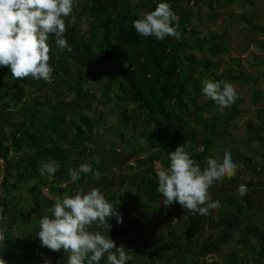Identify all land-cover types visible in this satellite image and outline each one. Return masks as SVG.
<instances>
[{"label":"trees","instance_id":"trees-1","mask_svg":"<svg viewBox=\"0 0 264 264\" xmlns=\"http://www.w3.org/2000/svg\"><path fill=\"white\" fill-rule=\"evenodd\" d=\"M144 1L149 2V12L154 11L159 3L170 4L180 17V40L166 37L160 41L154 36L144 38L136 33L132 22L140 17L134 10L146 8ZM226 1L230 4L234 2ZM140 2L80 0V13L73 21L70 22V18L66 21L65 38L72 51L60 50L51 35L47 41L51 49L49 62L54 68L52 83L32 78L14 80L9 68L0 66V70H5L3 73L0 71V114L11 122L6 127L0 124V185L3 181L6 189L0 204L15 212L14 223L6 229L4 245L1 246V256L7 264H31L34 251L30 249L23 258L20 257L22 241L14 232L19 222L14 201L19 203L23 212L25 210L21 198L14 195V191L24 190L32 207L49 211L55 199L44 197L45 192H49L51 197L59 196L68 190H76L77 186H90L97 180H107L105 174L112 171L110 161L97 157L100 152L87 145L93 129L101 123L99 118L88 115L100 102L97 93L89 89L91 83H102L104 91L101 100L109 101L112 90L117 106H124L119 113L118 126L125 132L119 138L126 140L125 135L134 126L140 130L137 136L146 138L147 148L140 147V150L151 153L139 167V172L128 176L126 190L113 192L111 197L107 195L108 202L120 213L123 223H117L115 217L110 218V230L104 228L106 236L120 231L125 220L135 211L163 216L160 207L163 197L156 190L158 177L154 165L159 162L167 168L168 154L178 146L186 143V151L191 158L199 163L202 161V167L206 168L209 158L204 156L210 153V141H215L218 134V118L215 116L219 115L220 107L211 99L196 104L199 97H204L201 93L202 81H236L240 75H236L233 68L221 75L214 74L210 60L195 64L193 56L184 55L191 46L202 49L206 44L198 33H187L193 13L182 6L186 0ZM82 17L88 19L89 30L84 32L78 29ZM211 36L209 51L216 56L224 52V46L221 37ZM260 45L264 46V42ZM185 63L192 65L182 68ZM190 85H193L192 89ZM44 92L45 97L40 100L35 98ZM72 94V99L68 100ZM239 103L236 99L228 108L234 109L236 116L239 115ZM131 104L134 109L129 111L127 107ZM209 109L214 111L215 116L205 118ZM189 119L202 127L203 134L191 132ZM207 122L210 130L205 126ZM254 126L252 122L247 123L245 138L248 145L264 143V123H259L257 128ZM133 138L137 139L135 134ZM188 139L191 141L187 142ZM109 152L113 158H121L114 149ZM232 159L238 165V175L246 174L241 170L242 165L252 174L257 172L254 160L246 155L237 154ZM51 161L57 162L59 170L53 176H41L38 169ZM82 163L91 164L93 172L98 171L100 175L102 172L103 176L97 179L93 172L81 173L76 182L70 181L64 187L56 186V183L70 178L68 168L77 169ZM218 182L209 189L211 195ZM221 182L223 185L226 183L225 180ZM227 182L226 186L237 184L236 179ZM24 184L28 185L27 188L22 187ZM252 189L243 196H237L234 191L219 196L214 201H219L220 206L210 210L209 215L190 214L184 219L181 232L169 230L163 246L157 243L151 247L150 264H158L155 262L156 255L164 260L169 253L174 256V264H196L206 254L219 253L227 248L234 249L228 254L229 264H264V226L254 223V217L258 216L252 215L259 210L260 197L257 194L253 197L251 194L256 190ZM222 204L236 211L220 214ZM44 215L47 213L41 212L36 218L39 220ZM27 222L25 219L24 224ZM240 252L246 260L242 259Z\"/></svg>","mask_w":264,"mask_h":264},{"label":"rangeland","instance_id":"rangeland-1","mask_svg":"<svg viewBox=\"0 0 264 264\" xmlns=\"http://www.w3.org/2000/svg\"><path fill=\"white\" fill-rule=\"evenodd\" d=\"M121 1L123 2L124 0ZM130 3L136 4L141 2L140 0H130ZM144 3H146V8L134 10V13L140 18L150 10L149 2L144 1ZM182 6L193 13L190 23L187 26V33L189 34L194 31L198 33L199 38L204 39L206 42L202 49L198 46H191L185 51L184 55L193 56L195 58V64L204 60H210L213 64L212 70L214 74L221 75L227 69L233 68L236 71V75H240V79L236 81L227 80V82H230L234 86L238 93L237 99L240 103L237 109L239 115L236 116L235 110L228 108H220L219 115L216 114V116L215 113L213 114L214 111L209 109V115H204L205 118L210 115L211 117L215 116L218 118V134L215 141H210L211 146L208 147L210 148L211 155L208 153L204 157H213L214 159L218 157L221 158L218 160H222L226 151L231 153L232 158H235L237 154H244L254 160V167L257 168V172L252 174L246 171V167L242 165L240 166L241 170L246 173V175L242 174L241 176L238 175L237 167L236 174L233 177L222 179L226 182L224 185L221 182L222 180L218 182V185L215 186L214 193L211 195V199L214 201L219 196L233 193V191L237 196H240L238 195V188L242 184L247 186L248 192H251V190H253L252 188H254L256 193H252L251 195L254 197L257 194L260 197L258 198L260 200V205L257 208L259 210H256L257 212H252L253 217L258 216L256 218L254 217V223L264 226V143L248 145L245 138L247 137L248 122H252L255 128H257L259 123H264V46L260 45L261 42H264V0H234L231 4L226 0H221L219 3L215 2V0H186ZM81 9L80 0H75L73 14L69 17L70 22L80 13ZM79 22L81 25L78 29L82 32L89 30L87 25L88 19L82 17ZM211 34L221 37L224 46V52L216 56L209 51L212 46L209 39H213ZM180 55L182 54L180 53ZM189 64L190 63L183 64L182 68L186 69ZM0 71L2 73L5 72L4 69ZM197 77H199V75ZM89 86V89L93 93H97L100 102L95 107L94 112L88 113V115L93 118H99L101 123H97V127L93 129V133L89 137L87 145H89L92 150L97 149L100 152V155L97 157L110 161L112 171L105 174L107 180H97V183L90 186H77L76 190H68L65 194L74 195L81 189L87 192L91 188L97 187L104 193L107 199V195L111 197L113 192L121 191L122 193L126 190L128 176L135 172H139V167L143 162L147 161V152L143 153V151L140 150V147L147 148V143L146 138L143 139L137 136L140 130H137L134 126L128 130V133L126 131L128 134L125 135L126 140H121V138H119L120 134L125 131H121L119 128L118 118L121 108L124 106H117L112 90H110L109 101L104 100V98L101 100L102 91H104L102 83H91ZM192 87L193 85H190V89H192ZM43 96L45 97V92L35 96V98L40 100ZM72 97L73 94L68 97V100H71ZM208 99L209 98L206 97H199L198 100H196V104H203L205 100L207 101ZM127 108L129 111H132L134 105H128ZM221 114L224 116H221ZM193 116H195V114ZM208 123L209 122H207L205 126L210 130L211 127ZM0 124L6 127L11 125V122L6 121L0 114ZM230 124L231 126L229 128ZM188 126L191 128V132L203 134L201 131L202 127L197 125L196 122L193 123L189 119ZM151 130H153V128ZM5 132L8 133V130L6 129ZM134 134L137 137L136 140L133 138ZM188 141H191V139H188L187 142ZM112 149L121 155L120 159L113 158L112 153L109 152ZM199 150L201 151L202 148H199ZM199 165H202V162H200ZM100 173V177L103 176L102 172ZM230 179H236L237 184L226 186L228 184L227 181ZM70 181V178L65 179L63 182L61 181L62 183L60 182L61 184L59 182L56 183V186L64 187ZM32 184L35 185V182ZM3 186L2 181L0 185V199L6 194V189ZM27 186L28 185L25 184L22 185V187L25 188H27ZM65 194L51 197L49 192H45L44 197L56 200L57 197L62 198ZM14 195L21 198L24 207L23 210H25L23 212L19 203L14 201V206L19 218L18 227H15L14 232L22 241L20 257L23 258L25 253L33 249V261L31 264H44L46 259L49 260L51 264H65L67 255L63 250L60 252H52L46 247H42L36 236V232L39 230V220L36 216L41 212H46L47 215H50V212L45 209L32 207V205L28 203L29 197H27L28 194L24 190L20 192L14 191ZM0 206L2 205L0 204ZM227 206L226 204H222L221 209H223L220 210V214H228L231 211H236H233ZM160 207L163 211V217L167 213V217L162 220V223L155 224L151 222L148 218L149 212H137L131 214L129 218L125 220L120 231L109 236V238L115 242L117 248L121 245L124 246L128 257L126 264H150L151 247L157 245V243L163 246L164 240H167V233L169 230L181 232L184 219L191 214L185 211L178 203L165 206L161 201ZM4 210L5 214L9 217L6 226V229H8L14 223L15 212L13 210L10 212V210L6 208H4ZM25 219L29 222L24 224ZM174 219L176 221L172 222ZM93 230L100 231L105 235L104 228L97 229L93 226ZM233 251L234 249L227 248L225 251L219 253H208L205 257L199 258L198 260L196 259V264H210L211 262L216 264H229L228 254H231ZM240 253L242 254V259L246 260V256L242 252ZM0 258H2L1 246ZM155 262L158 264H174L175 259L174 256L169 253L164 260H160L158 255H156ZM100 264H106V258L102 259Z\"/></svg>","mask_w":264,"mask_h":264},{"label":"clouds","instance_id":"clouds-1","mask_svg":"<svg viewBox=\"0 0 264 264\" xmlns=\"http://www.w3.org/2000/svg\"><path fill=\"white\" fill-rule=\"evenodd\" d=\"M74 5L75 0H0V66L8 67L14 80L32 78L52 83L54 68L49 63L51 49L47 41L51 35L60 50L72 51L65 35L66 21L72 16ZM132 27L144 38L181 39L179 17L168 3H159L154 11L134 20ZM201 93L221 109L231 107L238 98L234 86L227 81L204 80ZM168 159V167L161 166L156 171V190L165 206L178 203L188 213L201 216L209 215L210 210L220 206L219 201L211 199L209 189L215 182L236 174L237 163L230 152L226 151L222 160L209 158L203 170L186 151V143L169 153ZM58 170L57 162L51 161L44 163L38 172L41 176H53ZM89 172H93L89 163L67 170L73 183L80 179L81 173ZM93 175L99 179L98 171ZM238 191L241 196L245 195L247 186L240 185ZM49 212L50 215L39 219L36 236L42 247L52 252L63 250L67 255L65 264H100L105 258L106 264H126L124 246L117 248L109 236L93 230V226L110 230L108 221L112 217L117 223H123L120 213L99 188L57 197ZM8 220L0 206V246L4 245ZM0 264L7 262L0 258ZM44 264L51 262L46 259Z\"/></svg>","mask_w":264,"mask_h":264},{"label":"crops","instance_id":"crops-1","mask_svg":"<svg viewBox=\"0 0 264 264\" xmlns=\"http://www.w3.org/2000/svg\"><path fill=\"white\" fill-rule=\"evenodd\" d=\"M234 121H235V120H234ZM232 122H233V120H232ZM230 126H231V124L229 125V128H230ZM229 128H228V131H229ZM228 131H227V133H228ZM202 150H203V148H202ZM202 150H201V151H202ZM147 155H148V156L146 157V159H148V158L150 157L151 153H148ZM146 159H145V160H146ZM217 159H221V158H217ZM145 160H144V161H145ZM201 162H202V161H201ZM196 163H197L198 166H200V168L203 170L202 165H199V162H196ZM245 175H246V174H245ZM226 188H227V187H226ZM148 216H149L148 218H149V220H150L151 222L157 224V223H162V222H163L162 220H163L164 218L167 217V213H166V215H164V217H163V216H161V217H160V216H155V215H152V214H150V213H149ZM188 216H189V215H188ZM188 216H187V217H188ZM168 225H169V224H168ZM157 227H158V226H157ZM157 231L159 232L158 228H157Z\"/></svg>","mask_w":264,"mask_h":264},{"label":"built area","instance_id":"built-area-1","mask_svg":"<svg viewBox=\"0 0 264 264\" xmlns=\"http://www.w3.org/2000/svg\"><path fill=\"white\" fill-rule=\"evenodd\" d=\"M154 167H155V170L157 171L158 167H161V164L159 162H156Z\"/></svg>","mask_w":264,"mask_h":264},{"label":"flooded vegetation","instance_id":"flooded-vegetation-1","mask_svg":"<svg viewBox=\"0 0 264 264\" xmlns=\"http://www.w3.org/2000/svg\"><path fill=\"white\" fill-rule=\"evenodd\" d=\"M137 212L139 213V212H142V211H135V212H133V213H137ZM133 213H132V214H133Z\"/></svg>","mask_w":264,"mask_h":264}]
</instances>
